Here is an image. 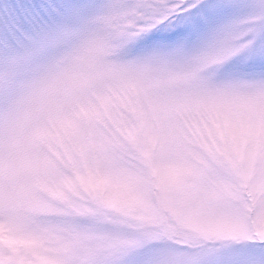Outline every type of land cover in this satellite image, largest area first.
<instances>
[{"label": "clouds", "instance_id": "9594fccd", "mask_svg": "<svg viewBox=\"0 0 264 264\" xmlns=\"http://www.w3.org/2000/svg\"><path fill=\"white\" fill-rule=\"evenodd\" d=\"M248 27L262 31L264 23ZM109 48V29L90 25L20 64L0 85V186L20 196L24 229L11 243L23 264H154L160 254L181 264H264V247L251 243L264 235V225L253 223L264 201L252 204L244 178L250 151L264 159V95L231 89L188 65L133 88L132 73ZM185 99L198 103L168 111ZM170 119L183 128V141L146 154L138 135L130 171L142 182L130 183L127 165L107 147L109 129L128 142L129 129ZM204 145L216 157L207 172ZM209 188L241 195L214 202L226 203V213L205 215L197 194ZM164 195L173 209L168 223L141 225ZM81 205L93 211L74 214ZM8 219L0 214V222Z\"/></svg>", "mask_w": 264, "mask_h": 264}, {"label": "snow or ice", "instance_id": "6c2138e0", "mask_svg": "<svg viewBox=\"0 0 264 264\" xmlns=\"http://www.w3.org/2000/svg\"><path fill=\"white\" fill-rule=\"evenodd\" d=\"M261 23H264V0H0V85L10 83L16 68L44 49L62 43L90 25L103 24L109 29V55L132 73L133 88L150 86L154 73L171 75L172 70L188 65L229 81L231 89L264 95V30L248 27ZM237 24L243 27L237 30ZM197 103L195 99L177 100L168 111L195 108ZM109 131L107 147L127 165L125 172L133 184L142 182V177L130 171L137 168L138 135L145 137L142 150L146 154L156 147L167 151L185 136L181 125L171 119L166 126L129 129L128 142L119 139L116 129ZM204 147L209 159L202 161V171L207 172L210 161L216 162V157L207 145ZM244 178L249 182L252 204L264 201V159L255 151L248 154ZM197 195L198 211L215 215L227 212L226 203L221 206L215 201L241 194L209 188ZM19 206V194L0 186V214L7 211L9 216L7 223L0 222V264H23L19 249L11 243L24 229ZM172 210L169 198L164 195L150 217L139 218L140 224L147 220L167 224L166 213ZM91 211L83 205L73 209L74 214ZM222 222L227 225L230 220L224 215ZM253 223L258 227L264 225V213H258ZM251 243L264 247V235ZM154 264L181 262L160 254Z\"/></svg>", "mask_w": 264, "mask_h": 264}]
</instances>
